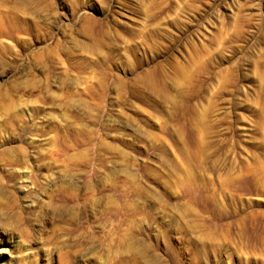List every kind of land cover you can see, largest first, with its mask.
Listing matches in <instances>:
<instances>
[{
	"label": "rangeland",
	"instance_id": "1",
	"mask_svg": "<svg viewBox=\"0 0 264 264\" xmlns=\"http://www.w3.org/2000/svg\"><path fill=\"white\" fill-rule=\"evenodd\" d=\"M0 264H264V0H0Z\"/></svg>",
	"mask_w": 264,
	"mask_h": 264
}]
</instances>
